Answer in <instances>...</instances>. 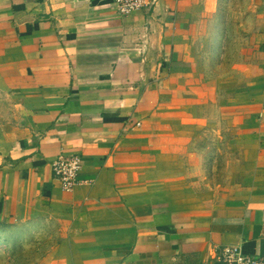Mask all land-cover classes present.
Instances as JSON below:
<instances>
[{
  "label": "crops",
  "instance_id": "crops-1",
  "mask_svg": "<svg viewBox=\"0 0 264 264\" xmlns=\"http://www.w3.org/2000/svg\"><path fill=\"white\" fill-rule=\"evenodd\" d=\"M215 1L121 14L111 0H0L14 117L0 127V220L56 219L54 264H224V246L264 257V0L228 99L197 78L192 49ZM214 113L240 153L221 196L176 175ZM61 153L83 158L70 191L51 171Z\"/></svg>",
  "mask_w": 264,
  "mask_h": 264
},
{
  "label": "rangeland",
  "instance_id": "rangeland-1",
  "mask_svg": "<svg viewBox=\"0 0 264 264\" xmlns=\"http://www.w3.org/2000/svg\"><path fill=\"white\" fill-rule=\"evenodd\" d=\"M261 2L216 0L213 16L201 17L192 46L194 55L195 52L199 55L197 78L208 80L213 87L217 83L222 99L231 98L236 88L245 84L248 38L259 19ZM10 104L8 97L0 93V127L14 118ZM209 107L207 103L201 109L207 113ZM215 117V113L209 117L212 121L203 124L198 135L181 153L180 158H186L185 165L177 164L176 175L188 181L193 191L221 196L230 185L231 167L240 153L236 147L231 149L232 128L223 121H214ZM166 174L164 172L163 178ZM195 204L199 205L194 203L193 206ZM59 231V223L54 218L26 223L0 220V264H54Z\"/></svg>",
  "mask_w": 264,
  "mask_h": 264
},
{
  "label": "built area",
  "instance_id": "built-area-1",
  "mask_svg": "<svg viewBox=\"0 0 264 264\" xmlns=\"http://www.w3.org/2000/svg\"><path fill=\"white\" fill-rule=\"evenodd\" d=\"M157 0H111L121 14L148 10ZM83 158L80 154H59L51 161L53 177L62 190L70 191L81 182ZM219 261L224 264H264V257L244 252L240 246H224L219 251Z\"/></svg>",
  "mask_w": 264,
  "mask_h": 264
}]
</instances>
